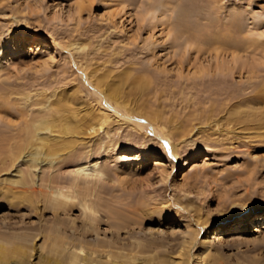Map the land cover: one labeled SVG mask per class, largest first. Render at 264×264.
<instances>
[{
	"label": "rangeland",
	"instance_id": "rangeland-1",
	"mask_svg": "<svg viewBox=\"0 0 264 264\" xmlns=\"http://www.w3.org/2000/svg\"><path fill=\"white\" fill-rule=\"evenodd\" d=\"M75 235L94 264H264V0H0V264Z\"/></svg>",
	"mask_w": 264,
	"mask_h": 264
},
{
	"label": "bare ground",
	"instance_id": "bare-ground-1",
	"mask_svg": "<svg viewBox=\"0 0 264 264\" xmlns=\"http://www.w3.org/2000/svg\"><path fill=\"white\" fill-rule=\"evenodd\" d=\"M101 93V92H100ZM114 111H117V109H114ZM117 113V112H116ZM104 120L103 118L99 117L96 119L95 123L93 124L94 127L98 126L101 127L104 124ZM90 127V126H89ZM42 130H46L49 133H69L71 132V127H69L68 125L65 124H56L55 121H46L45 123H41L40 127ZM87 130V128H86ZM89 130V129H88ZM32 151L29 153L32 158V163H38V161L41 160L42 157L44 158H53L54 156L57 155V151L54 148H51L48 144H45V142L43 141V139L39 138L36 141L33 142V145L31 143L30 148H32ZM174 149V148H173ZM32 165L33 167L36 166ZM88 168L84 165H78L75 168H73L71 170V174H73V184H75L77 182V180L82 177H100L101 173L94 169L93 171H87ZM53 200L57 201V204H62V202L65 204L68 200L70 201V197H67L66 195H63L62 192H58L53 196ZM60 200H62L61 202H59ZM258 218V217H257ZM200 224V223H199ZM202 225L200 224L199 227H201ZM85 237V236H84ZM0 253H4L5 251V247L1 244L3 243H8L7 238L0 236ZM83 242L81 241V239L79 237H77L76 235L72 238L71 241V248L69 249L68 253V261L69 264H94L93 263V257L92 254L93 253H89L88 251L84 250L82 248V244ZM100 261H103V259H100ZM105 260V259H104ZM57 261V260H56ZM134 261V260H132ZM58 262V261H57ZM55 262V264L57 263ZM59 264V263H57Z\"/></svg>",
	"mask_w": 264,
	"mask_h": 264
}]
</instances>
